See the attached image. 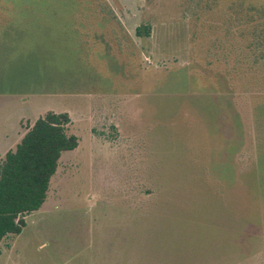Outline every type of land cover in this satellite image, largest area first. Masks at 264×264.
Returning <instances> with one entry per match:
<instances>
[{
  "label": "rangeland",
  "instance_id": "obj_1",
  "mask_svg": "<svg viewBox=\"0 0 264 264\" xmlns=\"http://www.w3.org/2000/svg\"><path fill=\"white\" fill-rule=\"evenodd\" d=\"M251 6L264 0H0V158L47 110L78 140L7 257L264 264Z\"/></svg>",
  "mask_w": 264,
  "mask_h": 264
},
{
  "label": "trees",
  "instance_id": "obj_2",
  "mask_svg": "<svg viewBox=\"0 0 264 264\" xmlns=\"http://www.w3.org/2000/svg\"><path fill=\"white\" fill-rule=\"evenodd\" d=\"M246 11V21L255 27L248 47L255 62H264V6ZM135 33L147 35L148 28L138 26ZM69 123L68 112L45 111L0 158V240L19 234L24 217L44 203L61 153L78 144L77 136L68 133Z\"/></svg>",
  "mask_w": 264,
  "mask_h": 264
},
{
  "label": "crops",
  "instance_id": "obj_3",
  "mask_svg": "<svg viewBox=\"0 0 264 264\" xmlns=\"http://www.w3.org/2000/svg\"><path fill=\"white\" fill-rule=\"evenodd\" d=\"M13 236L8 235L0 240V264H38V262L34 260H19V259L10 258L6 256V254L8 256L11 253L14 254L16 251L14 242L12 241Z\"/></svg>",
  "mask_w": 264,
  "mask_h": 264
}]
</instances>
